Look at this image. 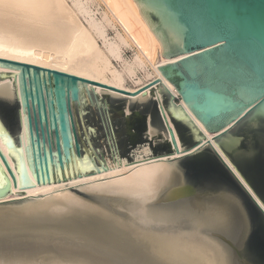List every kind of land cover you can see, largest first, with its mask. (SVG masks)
Returning a JSON list of instances; mask_svg holds the SVG:
<instances>
[{"label": "water", "instance_id": "95a60500", "mask_svg": "<svg viewBox=\"0 0 264 264\" xmlns=\"http://www.w3.org/2000/svg\"><path fill=\"white\" fill-rule=\"evenodd\" d=\"M135 1L145 22L161 42L165 57L192 54L158 67L177 87L179 94L172 93L160 79L131 93L57 69L0 57V67L7 69L0 73V79L11 80L14 90L12 99L0 96L3 123L0 121V137L19 175V188L108 170L94 151L83 125L80 109L83 90L88 91L90 97L91 91L98 96L95 86L132 96L144 88L153 90L162 86L171 98V110L156 96L144 102H130V107L153 110L171 141L159 134L164 140L154 143V136L149 138L148 132L153 116L149 122L148 115L144 114L142 131L145 134L142 136L145 135L146 141L141 146L148 144L154 150L153 155L180 153L169 113L187 148V153L175 161L177 170L188 162L201 167L197 173H185L184 178L176 170L173 182L176 196L164 195L162 203L171 208H189L200 216L206 222L203 232L224 245L233 264H264V197L235 157L236 150L247 138L246 131L264 132V98L260 99L264 95V0ZM110 97L123 101L122 111L127 118L133 112L139 113L130 107L131 113H126L129 97ZM183 103L209 132L214 133L213 140L263 205L225 161ZM102 109L108 113L107 102L102 104ZM22 110L26 114L27 161L22 146L19 147ZM175 111L180 112L181 117H177ZM107 123L109 146L119 151L114 127L109 119ZM184 126L191 132L188 142L183 140L179 129ZM0 155L17 188L16 176L1 147ZM27 162L36 183L29 174ZM10 193L15 194L0 162V240L19 237L17 229L21 219L11 208L29 199L23 195L24 191H16L21 195L18 199H5Z\"/></svg>", "mask_w": 264, "mask_h": 264}, {"label": "bare ground", "instance_id": "6f19581e", "mask_svg": "<svg viewBox=\"0 0 264 264\" xmlns=\"http://www.w3.org/2000/svg\"><path fill=\"white\" fill-rule=\"evenodd\" d=\"M128 48L134 51L130 59L125 55ZM191 55L187 52L165 57L161 42L135 0H0V57L57 69L131 93L160 79L178 95L177 87L158 67ZM6 71L0 67V73ZM95 91L129 97V102L147 101L152 94L151 88L132 96L100 86H95ZM0 96L14 98L11 80L0 79ZM155 96L163 101L158 86ZM183 105L213 140L214 133ZM174 113L181 117L180 112ZM24 115L22 110L19 147L27 161ZM168 117L180 153L153 156L150 147L142 146L128 162L113 146L112 158H108L92 145L108 170L46 185L37 183L26 189L19 188V175L0 137L1 150L17 179L15 188L0 155L15 193L5 199L20 198L16 191H24L23 195L29 197L11 208L21 219L19 237L0 240V264H233L224 245L203 232L206 222L200 216L189 208H171L162 203L164 195L176 196L175 161L187 153L169 113ZM149 131L151 135L158 133L152 126ZM162 134L171 141L167 133ZM213 144L254 193L214 140ZM27 167L36 183L28 162ZM38 239L50 244L39 253L38 249H23ZM6 247L11 248L10 252L4 253Z\"/></svg>", "mask_w": 264, "mask_h": 264}, {"label": "rangeland", "instance_id": "374dc122", "mask_svg": "<svg viewBox=\"0 0 264 264\" xmlns=\"http://www.w3.org/2000/svg\"><path fill=\"white\" fill-rule=\"evenodd\" d=\"M110 34L111 36H114L115 32L111 30ZM125 53H126L125 54L126 57H128L129 59L134 56L133 49L128 48L126 49ZM156 89L157 87L152 90V94L148 100H150L153 96H155ZM158 89H160V93L162 94L163 102L166 105V108H168V110H171L173 106L171 103L170 96L165 92L162 86H159ZM90 94L92 97L89 96L88 91L83 90V99H82V104L80 105L81 116H82L84 128L91 142V145H93L95 149L101 151L100 153L101 156H107L108 158H112V147L110 148L109 141L107 140V137H106V132L108 130V127H107L108 119L110 120L112 127H114L115 141L119 146L120 155L122 156V158L127 159L128 162H132L134 160L133 155L135 154V152H137V150H139L140 146L142 145L144 141L145 135L142 136V134H145L142 131L144 114L148 115L149 122L151 121V117L153 116L152 117V121H153L152 127L158 130L157 134H154V135L150 134L149 138H152L154 136L153 137L154 143H157L159 141L162 142L164 140L162 139V137L159 136V134H162L164 131L162 132L163 129L161 128L158 122V119H156V115H153L154 113L153 110L143 111L141 109L143 108V106H139V107L132 106L131 108L130 102L127 101L126 107H125L126 113H131V111H129L128 109L129 107L131 108L130 110L132 111H139L138 114H135L133 112L132 116L127 118V116H125L124 112L122 111V109L124 108V107L122 108V106H124L123 101H118V100L111 98L110 95H113V94H109L108 92H103V93L98 92V96H95L92 91L90 92ZM117 97H121V96H117ZM105 102L108 103V107H109L108 113H105V111L102 109V104H104ZM6 112H7L6 116L8 117V120H11L9 116L10 112H8L7 110ZM7 117H6V120H7ZM173 124L175 126L174 121H173ZM179 129H180L181 134H183V140L185 142H188L190 138V134H191L190 130L186 128V126H184L183 128L179 127ZM135 144L137 146L134 148L133 145ZM160 145H158L157 147H159ZM144 146L149 147L148 144ZM151 152L153 154L154 150L151 149ZM153 156H158V155H153ZM200 169L201 167H199V165H189V162H188L185 166H182V165L179 166L177 172L181 175L182 178H184L185 173H189V172L197 173V171H199ZM38 240L39 241H33L32 242L33 245H28V247L27 246L23 247V249H25L26 251H28L29 249L30 252H32L33 250L35 252L38 249V253H39L42 247L47 248L46 244H50L48 242L44 243V240H43V243L41 242L42 240L40 239ZM39 242L40 244L41 243L44 244V246L46 245V247H44L42 244L40 245ZM39 245H40V249H39ZM6 248H4V253L6 250H7L6 252H10L11 248L10 247H6Z\"/></svg>", "mask_w": 264, "mask_h": 264}, {"label": "flooded vegetation", "instance_id": "af4514ba", "mask_svg": "<svg viewBox=\"0 0 264 264\" xmlns=\"http://www.w3.org/2000/svg\"><path fill=\"white\" fill-rule=\"evenodd\" d=\"M246 139L236 150V160L251 176L264 197V132L246 131Z\"/></svg>", "mask_w": 264, "mask_h": 264}, {"label": "snow or ice", "instance_id": "6c2138e0", "mask_svg": "<svg viewBox=\"0 0 264 264\" xmlns=\"http://www.w3.org/2000/svg\"><path fill=\"white\" fill-rule=\"evenodd\" d=\"M262 207H264V206H262Z\"/></svg>", "mask_w": 264, "mask_h": 264}]
</instances>
